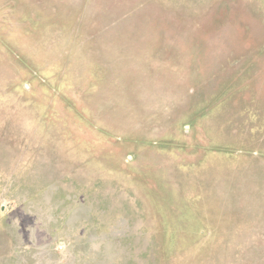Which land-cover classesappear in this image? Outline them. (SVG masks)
Here are the masks:
<instances>
[{
    "label": "rangeland",
    "instance_id": "1",
    "mask_svg": "<svg viewBox=\"0 0 264 264\" xmlns=\"http://www.w3.org/2000/svg\"><path fill=\"white\" fill-rule=\"evenodd\" d=\"M0 264H264V0H0Z\"/></svg>",
    "mask_w": 264,
    "mask_h": 264
},
{
    "label": "water",
    "instance_id": "2",
    "mask_svg": "<svg viewBox=\"0 0 264 264\" xmlns=\"http://www.w3.org/2000/svg\"><path fill=\"white\" fill-rule=\"evenodd\" d=\"M5 207L3 206L2 209H4Z\"/></svg>",
    "mask_w": 264,
    "mask_h": 264
}]
</instances>
